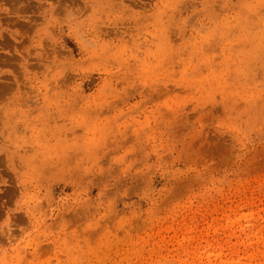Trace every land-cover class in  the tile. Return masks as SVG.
<instances>
[{"label": "rangeland", "instance_id": "1", "mask_svg": "<svg viewBox=\"0 0 264 264\" xmlns=\"http://www.w3.org/2000/svg\"><path fill=\"white\" fill-rule=\"evenodd\" d=\"M0 264H264V0H0Z\"/></svg>", "mask_w": 264, "mask_h": 264}]
</instances>
